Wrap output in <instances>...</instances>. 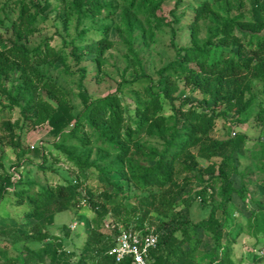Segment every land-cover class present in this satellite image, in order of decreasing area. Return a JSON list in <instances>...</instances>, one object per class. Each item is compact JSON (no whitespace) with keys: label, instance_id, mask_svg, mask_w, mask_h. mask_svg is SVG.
Segmentation results:
<instances>
[{"label":"trees","instance_id":"obj_1","mask_svg":"<svg viewBox=\"0 0 264 264\" xmlns=\"http://www.w3.org/2000/svg\"><path fill=\"white\" fill-rule=\"evenodd\" d=\"M220 1L226 2V10L223 14L216 11L213 6ZM69 2L70 9L67 8L65 11L68 14L73 10L78 13V22H82L80 20L84 16H103L105 11L109 12L110 17L121 9L124 28H119L118 32L121 35L125 32L130 36L128 47L137 60L138 56L132 48V34L142 30L148 38L153 35L151 30L146 28V23L142 22L141 17L144 14L149 16L151 12L157 10L159 5L156 1L124 0L121 6H115L113 2L104 0H70ZM33 6L37 9L38 15H45L50 4L48 0L45 5L40 1H33ZM245 7L244 0L202 1L195 9V18L190 25L194 37L193 44L182 50L179 59L170 62L160 71V82L167 85L163 91L164 97L173 99L169 84L173 77L182 76L191 82L193 88H200L203 93L210 96L211 105H206L207 99H205L188 106L192 101L186 97L187 99H183L179 106L172 102V113L167 116L164 113L163 102L159 98L161 94L149 87L145 89V96L135 95V115L126 119L120 102L114 98V95L93 101L84 91L81 96L85 102V109L76 117L75 126L65 133V127L73 119L68 106L48 105L46 108L43 105L39 109L36 105L28 104V111L49 119L54 127V134H63L64 139L59 142L57 148L63 151L77 168L80 176L75 180L66 179L65 184L57 187H40L36 195L31 194L27 197L32 207L27 217L35 220V223L31 227V232L19 234L18 237L25 238L29 243H38L39 248L31 249L25 246L24 264H37V261L44 262L47 259L50 264H70L72 260H74L73 264H134L131 259L117 262L109 252L122 229L153 230L156 220L151 218V213L154 210L161 219L156 230L158 242L148 255L149 264H198L197 254L202 244L199 229L210 233L216 241V247L206 255L210 257L208 264H234L230 257V249L225 255L227 258H223L220 252V238L223 225L227 222V208L232 204L234 197L237 196L244 203L246 202L247 188L243 175L239 172L236 156L244 155L248 138L244 134H237L235 137L218 140L213 139L211 134L216 120L222 115L227 116L226 111L217 112L218 106L236 104L235 117L241 123L244 121L240 117L256 106L257 118L264 120V101L259 100L252 91L254 81L264 83V1H252L251 8L247 12L243 10ZM31 10L32 8H26L25 3H22L18 18L20 23H14L13 30L18 26L26 27L29 20H36L39 17ZM175 22L179 23V18L175 19ZM204 22L210 34L207 42L201 44L198 32ZM148 24L151 26L150 22ZM103 28L101 34L103 37L98 39L99 43L108 41L104 34L108 32L109 26ZM214 39H218V43L214 44ZM11 42V46L0 51V90L15 104L20 93L27 86V81L23 80L17 85V79L12 75L20 72L27 76L34 60L41 58L44 52L41 47L30 50L23 43L20 30ZM2 44L3 39H0V45ZM208 45L221 48L222 52L228 54L225 56L216 53L212 56V52L207 49ZM71 54L79 62L86 58L85 50L77 45L73 47ZM250 77L253 79L251 80ZM19 78L22 79L21 76ZM9 83L10 89L7 87ZM48 86L53 92L61 93L57 85ZM204 108L207 111H204ZM81 125L91 130L92 137L96 138L97 144L103 145L101 149L105 151V154L92 164L91 151L83 149L78 153L75 147L68 144L72 140L85 144L87 137H81ZM145 137H148L150 142L143 141ZM261 146V170H263L264 143ZM197 148L198 153L194 152ZM198 156L208 160L222 158L216 167L218 175L212 176L221 185L217 187V181L208 182L197 192L195 199H200L203 207L210 206L216 194L220 196L221 201L208 219L194 223L189 217L188 209L175 212L172 210L183 190L180 175L190 171L206 172L201 169ZM99 163L104 165L100 166ZM92 167L98 171V178L103 183L104 189L99 194L90 193L87 200L96 214L89 221L90 228L84 249L80 254L76 251L67 253L65 238L52 235L49 228L55 223L57 213L71 208H83L88 191L84 192L80 188L79 180L87 179ZM24 171L23 167L18 169L21 176ZM112 174L120 175L121 180L128 181L144 193L155 188L160 192L137 198L136 205L130 209L125 203L127 197L124 185L120 179L111 177ZM23 182L21 180V185L24 184ZM11 184V177L3 178L0 174V200ZM109 217H112L111 231L105 230L104 226ZM249 228L251 235L258 239L264 235V198L251 212ZM64 230L67 231V227H64ZM0 264H14L5 250Z\"/></svg>","mask_w":264,"mask_h":264},{"label":"rangeland","instance_id":"obj_2","mask_svg":"<svg viewBox=\"0 0 264 264\" xmlns=\"http://www.w3.org/2000/svg\"><path fill=\"white\" fill-rule=\"evenodd\" d=\"M33 1H40L43 5L46 3V0H0V39H3L0 51L12 45L11 40L16 38L20 30L23 43L30 50L41 47L44 52L41 58L34 60L32 67L28 69L27 76L20 72L12 75L17 79V85L23 80L27 81V86L20 93L15 104L0 90V174L3 178L11 177L12 181V184L7 187L5 196L0 200V259L5 250L14 264H24L25 246L31 249L39 248L38 243H29L25 238L18 237L19 234L31 232V227L35 223V220L27 217L32 209L27 197L31 194L36 195L40 187H57L65 184L66 179L75 180L80 176L77 168L63 151L57 148L59 142L64 139L63 134H54V127L49 119L28 111V104L36 105L39 109L43 105L46 108L48 105L68 106L73 119L65 127V133L75 126L76 117L85 109V102L81 96L84 91L93 101L114 95V98L120 102L126 119L135 115V95L145 96V89L149 87L161 94L159 98L163 102L164 113L167 116L172 113V102L179 106L183 99H187L186 97L192 101L188 106L205 99H207L206 105H211V97L203 93L200 88H193L191 82H188L185 77L172 78L169 85L173 99L164 97L163 91L167 85L160 82V71L170 62L179 59L182 50L193 44L194 37L190 25L195 18V9L204 0H152L158 2L157 10L151 12L149 16L144 14L141 18L153 35L148 38L142 30L132 34V48L138 60L128 47L130 36L125 32L124 35L118 32L119 28H124L120 15L121 9H118L116 15L110 17L109 12L103 11V16H84L80 20L82 22H78V13L73 10L68 14L65 11L70 7V0H48L50 7L45 15L37 14V9L32 7ZM104 1L113 2L115 6H121L124 3V0ZM252 1L255 0H244L246 7L243 10L249 11ZM23 2L26 8H32L31 12L39 17L36 20H29L26 27L18 26L16 30H13L12 25L20 23L18 18ZM213 6L220 14L226 10L225 1L217 2ZM177 18L179 23L175 22ZM148 22L151 26L147 25ZM205 23L201 24L198 32L201 44L207 42L210 34ZM104 26H109L108 32L104 34L108 41L99 43L98 39L103 37L101 34ZM218 41L214 39L213 43ZM74 44L86 52V58L80 62L71 54ZM207 49L212 52V56L216 53L225 56L228 54L222 52L221 48L210 45ZM250 79L253 78L250 77ZM47 84L57 85L61 93L53 92ZM7 87L10 89V83ZM252 91L259 100L264 101L263 82L254 81ZM236 109V104L218 106L217 112L226 111L227 116L222 115L216 120L211 134L213 139L218 140L235 137L237 134H244L248 138L244 155L236 156L239 172L243 175L247 188V198L244 203L235 196L232 204L228 206L227 222L221 230L220 252L223 258H227L225 255L230 249V257L234 264H264V235L258 239L251 235L249 228L250 214L264 198V169L261 170L264 120L257 118L258 108L255 106L240 117L243 123L238 122L235 117ZM204 111L207 109L204 108ZM80 133L81 137H87L85 144L76 140L68 144L75 147L78 153H81L83 149L91 151L90 163L92 164L105 154V151L101 149L103 145L97 144L96 138L92 137L91 130L87 126L81 125ZM143 141L150 142L148 137H145ZM194 152L198 153V148L194 149ZM198 161L201 169L206 172L190 171L180 175L183 190L172 210L175 212L188 209L189 217L194 223L208 219L221 201L220 196L216 194L212 204L203 207L201 200L195 198L197 192L208 182L217 181L212 176L218 175L216 167L222 158L208 160L198 156ZM99 165L104 164L99 163ZM21 167L25 168L23 176L18 172ZM98 175L96 168L92 167L87 179L79 180L80 188L84 192L88 191L83 208H71L57 213L55 223L49 228L52 235L65 238L67 253L76 251L80 254L85 247L90 228L89 221L96 214L87 200L92 193L99 194L104 189ZM111 177L120 179L124 185L127 197L125 203L130 209L136 205L137 198L160 192L155 188L144 193L128 181L121 180L118 174H112ZM21 180L24 181L23 185ZM220 185L221 183L217 181L216 186ZM151 218L156 220L153 229L156 231L159 228L161 216L154 210ZM111 220L112 217H109L105 221V230L111 231ZM108 224L110 227H107ZM64 227H67V231ZM199 237L202 244L197 254V263L208 264L210 257L206 255H209L216 247V241L203 229H199ZM36 263L50 264L48 259ZM73 263L74 260L70 264Z\"/></svg>","mask_w":264,"mask_h":264},{"label":"built area","instance_id":"obj_3","mask_svg":"<svg viewBox=\"0 0 264 264\" xmlns=\"http://www.w3.org/2000/svg\"><path fill=\"white\" fill-rule=\"evenodd\" d=\"M115 240L116 243L109 254L115 257L117 262L131 259L134 264H149L148 255L158 242V234L155 230L122 229Z\"/></svg>","mask_w":264,"mask_h":264}]
</instances>
